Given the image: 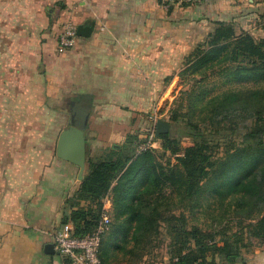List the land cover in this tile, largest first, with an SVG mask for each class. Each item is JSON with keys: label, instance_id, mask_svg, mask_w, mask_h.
<instances>
[{"label": "crops", "instance_id": "0c3cea01", "mask_svg": "<svg viewBox=\"0 0 264 264\" xmlns=\"http://www.w3.org/2000/svg\"><path fill=\"white\" fill-rule=\"evenodd\" d=\"M262 15L260 0H0V264L68 260L54 237L82 179L56 156L62 131L82 129L86 155L121 144L217 21L253 35L246 18ZM68 21L94 26L59 53ZM255 29L264 37V20ZM235 264H264V247Z\"/></svg>", "mask_w": 264, "mask_h": 264}, {"label": "trees", "instance_id": "16d2710c", "mask_svg": "<svg viewBox=\"0 0 264 264\" xmlns=\"http://www.w3.org/2000/svg\"><path fill=\"white\" fill-rule=\"evenodd\" d=\"M188 63L183 73L216 68L225 81L264 83V37L236 34L232 23L217 21L187 56ZM188 112L183 122L170 116L172 130L156 137L164 152L181 154L175 165L163 166L156 150L137 153L144 138L138 140L136 133L87 159L65 221L76 236L90 233L104 198H109L123 221L112 228L110 223V236L101 241L102 264L117 247L110 242L112 236L119 233L124 239L131 230L136 240L160 222L169 237L163 264L243 263L264 247V84L221 91L202 98ZM165 187L197 208L202 225L187 227L184 213L160 214L157 202Z\"/></svg>", "mask_w": 264, "mask_h": 264}, {"label": "rangeland", "instance_id": "374dc122", "mask_svg": "<svg viewBox=\"0 0 264 264\" xmlns=\"http://www.w3.org/2000/svg\"><path fill=\"white\" fill-rule=\"evenodd\" d=\"M264 15L254 16L247 19L248 28H251L253 35L258 38L262 34L255 27L257 22L264 20ZM239 21L238 18L236 20ZM243 21V19H240ZM241 25V24H240ZM239 24L237 27L240 29ZM264 84L261 81L255 82L252 80H229L225 81L219 77L216 72V68L203 70L202 72H181L179 74V81L177 87L173 91H168L164 99L159 102L158 107H153L151 110V119L147 124H142L137 130L138 140L145 138L151 131L155 132V124L158 118H164L169 124L174 125V121L169 119L170 116H177L178 121L183 122L185 112L191 110V107L199 105L202 98H208L216 93H219L228 89H237L240 87H256ZM167 99V100H165ZM145 125V126H144ZM125 140V139H124ZM122 140L121 142H123ZM158 148L155 151L158 161L163 166H172L177 164V156H174L168 152H164L161 148V140L157 139ZM107 147V145H106ZM103 146V151L106 149ZM102 150H99V155L92 154L88 151L86 155L87 159L100 156ZM157 209L161 215L173 213H184L187 217V227L202 225V218L197 217L199 215L197 208H190L187 206V201L182 200L181 197L171 188L165 187L159 194L157 202ZM111 215V228L114 225L120 224L123 219L118 218L113 207H110ZM199 218V219H197ZM131 230L128 232L127 238H122L121 235L115 234L110 238L111 243H115L117 247L113 248L108 260L105 264H163L168 261L167 250L169 244V237L167 235L166 226L163 222H160L155 229L140 234L136 240L131 238ZM110 233H106L102 239L107 240ZM101 242V246H102ZM100 246V249H101ZM250 256V255H249Z\"/></svg>", "mask_w": 264, "mask_h": 264}, {"label": "built area", "instance_id": "2783aa9c", "mask_svg": "<svg viewBox=\"0 0 264 264\" xmlns=\"http://www.w3.org/2000/svg\"><path fill=\"white\" fill-rule=\"evenodd\" d=\"M195 1L199 0H185L188 4ZM76 37V26L69 21L63 23L58 36L57 52L62 53L72 48ZM156 140L153 131H151L142 142L138 143L136 152L156 150L158 148ZM109 209L110 200L105 197L96 227L93 231L83 236L74 235L72 226L68 223L63 224L54 237V250L57 254L67 258L69 264H102L99 257V248L103 236L110 228L111 217L108 212Z\"/></svg>", "mask_w": 264, "mask_h": 264}, {"label": "water", "instance_id": "95a60500", "mask_svg": "<svg viewBox=\"0 0 264 264\" xmlns=\"http://www.w3.org/2000/svg\"><path fill=\"white\" fill-rule=\"evenodd\" d=\"M93 26V22L90 24H79L76 26V35L82 37L90 36ZM170 128L171 125L169 122L164 118H158L155 124V137H159L161 134H167ZM56 156L77 166L79 168L78 177L82 179L83 172L86 168L84 131L75 126L62 131L56 144ZM46 251L53 252L51 244L47 245Z\"/></svg>", "mask_w": 264, "mask_h": 264}]
</instances>
